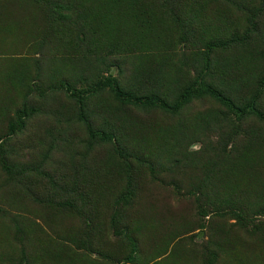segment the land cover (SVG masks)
Here are the masks:
<instances>
[{"label":"rangeland","instance_id":"rangeland-1","mask_svg":"<svg viewBox=\"0 0 264 264\" xmlns=\"http://www.w3.org/2000/svg\"><path fill=\"white\" fill-rule=\"evenodd\" d=\"M133 2L0 0V135L29 109L0 140L14 166H0V264H264V118L208 94L170 112L96 85L116 78L172 102L194 77L181 53L219 44L247 15L239 0H181L189 46L166 0ZM259 48L211 51V79L239 107L264 104ZM60 78L88 89L82 105ZM77 108L95 129L116 128L124 159L88 136Z\"/></svg>","mask_w":264,"mask_h":264},{"label":"trees","instance_id":"trees-1","mask_svg":"<svg viewBox=\"0 0 264 264\" xmlns=\"http://www.w3.org/2000/svg\"><path fill=\"white\" fill-rule=\"evenodd\" d=\"M180 1L181 0H166L171 18L169 16L168 17L173 21L171 25L174 24L176 28H178L179 24L181 26V28L178 29L182 31V34L184 36L182 38L181 35H179L181 38L180 41L185 44H189V46H193V41L191 42L189 39H186L185 41V37L188 34H191L188 33V31H190L189 24L191 19L186 16V14H183L182 10L178 9ZM251 1L252 0H239V2L236 3L238 5V8L247 15L245 25L241 31H235L231 33L229 37L227 36L219 44L214 43V40H209L208 43L211 44H208L209 46H206L207 49L199 50L192 48L187 51V53H181V56H179V62L186 66L189 65V68L191 69L193 67L194 69L192 70L194 71V77L193 80H191L185 86L178 88L179 92L176 94L174 93V99L172 102H168L166 94L164 93V95H162V93L159 92L157 88H143L141 86L133 88L127 87V89H124L122 86H120L116 78H103L102 80H99V82H96V85H98L99 87H107L113 93L115 98L122 103L154 106L160 109L169 110L170 112L176 111L182 103L184 104L188 102L191 96L199 97L203 94H208L213 97L216 101L221 103L223 106H225L227 109H236L240 110L243 115L245 113H252L257 117L264 118V104H260L259 102V104H256L253 102L245 101L242 106H237L236 102H234L235 99L231 96L230 92H226L224 89H222V87L216 85V83H214V81L211 79L214 75V72L210 70L209 67L212 57L211 51H216L218 49H221L222 47H230L231 45H242L244 47H247L255 41L259 42L262 45V48L259 49H261L262 54H264V4H262L264 0H258L261 4L259 8L257 6L252 5ZM196 3L197 6H199V3L201 5L200 0ZM130 4V6L134 8L135 5L133 0H130ZM137 16L138 18H140L141 16V19H143V21L147 20L144 17V14H136L135 17ZM149 19H151V16H149ZM54 21L56 22V19H51L48 21V23L52 25ZM80 41L83 42L86 41V39H80ZM198 62H201L199 69L195 68V65ZM112 65L116 67L115 64ZM86 79L87 78L84 77V80ZM58 82L59 87H63L65 91L70 92V96L73 92L77 93L74 98L78 100V104L82 105L84 103V99L86 97L88 89L82 91L77 90L71 83H68L64 78H60ZM259 83L263 86L264 89V75L263 79ZM257 98L258 95L257 97H253L252 99L256 101ZM243 107H245L246 110ZM77 110L79 111L77 113L78 118H80L84 122V126L86 127L88 136H91L92 138L96 137L101 140L111 141L117 156L124 159L126 156V152H124L120 147V136L116 132V128L107 130L95 129L94 127H92L91 121L87 118L86 113H84L80 108H77ZM28 115L29 109L28 111L24 108L16 110L15 114H13L14 121L10 120L7 122V133L6 135H0V140L2 138L6 139V136L13 135L16 129L21 130L24 127V119L27 118ZM0 166L3 170L9 173L13 172L14 166L10 160L9 154H6L4 150H2L1 144ZM24 174L25 173L23 172L14 173L13 177L15 180H17V176H20L22 178ZM249 200V198H246L245 203H247ZM260 206H264V204H260ZM258 209L264 211V207H258Z\"/></svg>","mask_w":264,"mask_h":264}]
</instances>
